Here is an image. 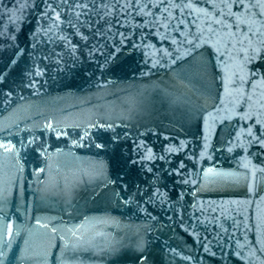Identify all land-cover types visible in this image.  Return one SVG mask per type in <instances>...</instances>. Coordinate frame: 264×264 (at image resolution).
I'll return each instance as SVG.
<instances>
[{"label":"water","instance_id":"95a60500","mask_svg":"<svg viewBox=\"0 0 264 264\" xmlns=\"http://www.w3.org/2000/svg\"><path fill=\"white\" fill-rule=\"evenodd\" d=\"M260 141L264 0H0V264H264Z\"/></svg>","mask_w":264,"mask_h":264},{"label":"snow or ice","instance_id":"6c2138e0","mask_svg":"<svg viewBox=\"0 0 264 264\" xmlns=\"http://www.w3.org/2000/svg\"><path fill=\"white\" fill-rule=\"evenodd\" d=\"M260 143H261V144H264V141H260ZM140 259H141V260H143V259H144V257H143V256H141V257H140Z\"/></svg>","mask_w":264,"mask_h":264}]
</instances>
